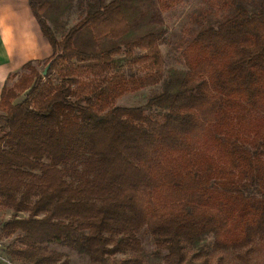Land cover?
Here are the masks:
<instances>
[{"label": "trees", "instance_id": "obj_1", "mask_svg": "<svg viewBox=\"0 0 264 264\" xmlns=\"http://www.w3.org/2000/svg\"><path fill=\"white\" fill-rule=\"evenodd\" d=\"M75 1L28 0L52 54L0 93V205L27 212L1 224L15 235L6 252L47 263L56 242L133 264L143 229L165 264H193L209 235L245 264L264 239V9L200 28L165 77L163 11L182 0H90L58 37ZM157 84L141 105L116 104ZM118 253L130 259L108 260Z\"/></svg>", "mask_w": 264, "mask_h": 264}, {"label": "rangeland", "instance_id": "obj_2", "mask_svg": "<svg viewBox=\"0 0 264 264\" xmlns=\"http://www.w3.org/2000/svg\"><path fill=\"white\" fill-rule=\"evenodd\" d=\"M89 2L90 0H77L68 10L66 9L58 15L57 24L53 25L58 37L65 34L68 28L83 16ZM239 5L245 6L249 11H257L261 8L264 9V0H182L172 8L163 11L164 32L159 38V48L164 58V76H168L172 68H183V59L180 51L200 28L207 25H216L229 16ZM39 68L42 67L40 66ZM121 69L126 72L132 71L126 63L121 65ZM133 71L137 72L135 69ZM13 80L11 79L7 85H11ZM160 88V84H157L134 93H127L121 96L116 101V104L123 106L141 105L150 95L158 92ZM0 125H3L2 121H0ZM13 215L26 217L27 212L14 214L10 208L0 205V226ZM14 237L15 235L0 236V239L3 240V255L10 264H92L86 252L78 251L75 248L56 242L45 244L47 250L59 253L57 258L47 263L35 262L30 259L12 258L6 252V249L14 245ZM138 237L141 241L142 251L138 255L137 260L131 262L133 264H165L164 260L155 253V244L151 234L142 229ZM211 244L212 236L209 235L205 239V250H198L197 247H193L187 253L193 264H243L239 256H237L238 251H215L211 248ZM244 250L245 248H240V253ZM246 254L248 257L245 264H264V239H256L249 246ZM129 257L130 254L118 253L115 256H110L108 260L127 259ZM9 263L0 260V264Z\"/></svg>", "mask_w": 264, "mask_h": 264}, {"label": "crops", "instance_id": "obj_3", "mask_svg": "<svg viewBox=\"0 0 264 264\" xmlns=\"http://www.w3.org/2000/svg\"><path fill=\"white\" fill-rule=\"evenodd\" d=\"M52 47L42 35L28 0H0V93L24 63L43 60Z\"/></svg>", "mask_w": 264, "mask_h": 264}, {"label": "built area", "instance_id": "obj_4", "mask_svg": "<svg viewBox=\"0 0 264 264\" xmlns=\"http://www.w3.org/2000/svg\"><path fill=\"white\" fill-rule=\"evenodd\" d=\"M3 240L0 239V260H4L6 261L7 263H9L8 260L5 259L4 255H3ZM10 264V263H9Z\"/></svg>", "mask_w": 264, "mask_h": 264}]
</instances>
